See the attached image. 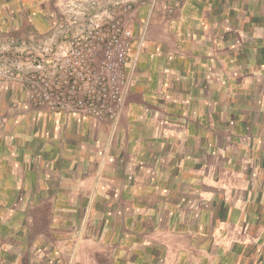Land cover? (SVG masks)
<instances>
[{
	"label": "rangeland",
	"instance_id": "obj_1",
	"mask_svg": "<svg viewBox=\"0 0 264 264\" xmlns=\"http://www.w3.org/2000/svg\"><path fill=\"white\" fill-rule=\"evenodd\" d=\"M59 3L62 11L53 8L51 22L18 24V38L1 27L5 67L26 62L94 14H123L133 33L151 27L139 17L142 3L167 17L180 10L190 16L182 23L192 29L169 27L173 34L191 30L186 45L201 50L198 58L191 57L187 72L160 70L157 93L139 105L145 128L133 132V141L129 136L144 148L146 233L154 223L161 227L157 232L168 237L161 239L163 255L174 252L176 240L177 264H264V0ZM144 248L139 264H169Z\"/></svg>",
	"mask_w": 264,
	"mask_h": 264
},
{
	"label": "crops",
	"instance_id": "obj_2",
	"mask_svg": "<svg viewBox=\"0 0 264 264\" xmlns=\"http://www.w3.org/2000/svg\"><path fill=\"white\" fill-rule=\"evenodd\" d=\"M59 1L0 0V31L18 38V24L51 22ZM143 5L139 17L152 23L133 33L131 87L115 124L32 109L21 84L0 79V264H139L146 244L160 260L178 263L176 240L163 255L161 227L146 233L144 148L129 136L145 128L139 105L157 93L160 70L187 72L201 50L186 45L192 25L182 22L190 16ZM171 23L190 29L173 34Z\"/></svg>",
	"mask_w": 264,
	"mask_h": 264
},
{
	"label": "built area",
	"instance_id": "obj_3",
	"mask_svg": "<svg viewBox=\"0 0 264 264\" xmlns=\"http://www.w3.org/2000/svg\"><path fill=\"white\" fill-rule=\"evenodd\" d=\"M60 35L26 62L1 68L0 79L21 84L32 109L117 122L131 87L127 64L134 34L125 16L94 14Z\"/></svg>",
	"mask_w": 264,
	"mask_h": 264
}]
</instances>
